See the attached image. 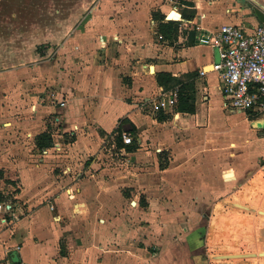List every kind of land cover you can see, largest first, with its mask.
<instances>
[{
	"label": "crops",
	"instance_id": "obj_1",
	"mask_svg": "<svg viewBox=\"0 0 264 264\" xmlns=\"http://www.w3.org/2000/svg\"><path fill=\"white\" fill-rule=\"evenodd\" d=\"M190 1L187 8H143V0L95 8L58 47L56 64L65 61L72 75L65 81L59 69V90L47 103L36 95L12 100L18 87L0 101V134L16 131L23 141L0 151V170L10 179L17 172L19 188L16 202L8 201L14 215L0 212V264H209L200 207L218 204L229 180L237 187L224 200L254 205L239 181L250 153H264L255 145L264 113L225 106L212 68L217 49L196 35L226 23L264 26V0ZM167 20L177 22L176 32H159ZM157 74L170 82L159 84ZM174 87L176 104L154 109ZM121 130L132 143L118 146L116 136L112 153L101 150L103 138ZM41 132L53 138L50 147L36 146ZM246 132L243 155L223 149L225 137L236 144ZM149 247L158 253L146 255Z\"/></svg>",
	"mask_w": 264,
	"mask_h": 264
},
{
	"label": "rangeland",
	"instance_id": "obj_2",
	"mask_svg": "<svg viewBox=\"0 0 264 264\" xmlns=\"http://www.w3.org/2000/svg\"><path fill=\"white\" fill-rule=\"evenodd\" d=\"M126 1L128 0H0V101L8 102L11 95H14V89L18 87L12 100L27 101L30 99L29 95H36L38 101L47 103L49 91L59 90L56 86L59 83V69L64 71L65 81L71 79L72 70L65 61L56 64L57 50L64 38L78 25L88 22L95 8H121ZM162 4L166 8H187V5L191 6L193 3L190 0H143L141 7L160 8ZM211 111L218 117L222 115L220 100L217 98L213 99ZM234 115H229L228 118L234 120ZM246 133L245 139L236 144L225 137L223 149L228 152L236 150L243 155L246 152L245 144L248 139L251 140L248 132ZM19 134L16 131L11 136L7 133L0 134V151L4 150L9 140L15 143L19 139L20 145H23ZM118 134L119 131H116L104 137L101 150L112 153L116 149L114 141ZM263 134V130L255 133L257 147H264V139L260 138ZM232 142L235 146L231 145ZM250 155L251 160L245 165L246 174L239 182L248 183V187L242 190L243 193L255 196L254 205L249 206L264 210V153L261 155V152L255 151ZM3 160L4 158L1 159ZM17 174L12 173L14 179H10L8 176L11 173L5 174L0 170V182L3 180L6 186L9 184V187H3V192H0L1 201L16 202L14 193L19 190L16 183L18 178L15 177ZM225 175H230V172H225ZM236 187L237 184L230 183L229 180L224 195H218V204L209 203L200 207L201 213L207 214V221L203 222L206 228L203 238L204 242L208 241V250L204 254H207L209 264H264V255L259 254L234 258L214 257L222 252L264 251V214L239 208L233 201L224 200L227 197L226 192H231ZM239 197L235 196L231 200L238 202ZM128 206L131 208L132 205ZM158 251L155 247H149L145 253L151 256V253L153 255Z\"/></svg>",
	"mask_w": 264,
	"mask_h": 264
},
{
	"label": "built area",
	"instance_id": "obj_3",
	"mask_svg": "<svg viewBox=\"0 0 264 264\" xmlns=\"http://www.w3.org/2000/svg\"><path fill=\"white\" fill-rule=\"evenodd\" d=\"M196 40L217 49L219 60L212 68L218 73L225 106L251 116L264 113V26L259 24L245 30L236 24L226 23L212 31L199 30ZM178 94V87L163 91L160 99L164 101L155 100L154 109L174 106ZM121 139L128 145L132 143L133 136L122 130ZM13 207L11 202H3L0 212L13 216Z\"/></svg>",
	"mask_w": 264,
	"mask_h": 264
},
{
	"label": "trees",
	"instance_id": "obj_4",
	"mask_svg": "<svg viewBox=\"0 0 264 264\" xmlns=\"http://www.w3.org/2000/svg\"><path fill=\"white\" fill-rule=\"evenodd\" d=\"M155 13V12H154ZM153 13L154 19H164L157 18L156 14ZM161 21V20H160ZM159 32L166 34L169 32H176L177 30V22L175 20H167L166 22H161L158 25ZM157 82L161 85H166L168 82H170V78L168 79H161L160 74H157ZM121 131H119V134L117 136V143L118 146H122V139H121ZM53 143V138L48 132H41L36 136V146L39 148L48 147L51 146ZM127 148V147H126ZM129 148V147H128Z\"/></svg>",
	"mask_w": 264,
	"mask_h": 264
},
{
	"label": "water",
	"instance_id": "obj_5",
	"mask_svg": "<svg viewBox=\"0 0 264 264\" xmlns=\"http://www.w3.org/2000/svg\"><path fill=\"white\" fill-rule=\"evenodd\" d=\"M233 204H236L237 206L239 207H242V208H245L247 210H251V211H254L255 209L251 206H248V205H245V204H241V203H238V202H233ZM258 212L264 214V211L262 210H258ZM257 254L259 255H264V251L262 252H258ZM217 257H221V258H230V257H241V256H255V253L254 252H247V253H230V254H219V255H216Z\"/></svg>",
	"mask_w": 264,
	"mask_h": 264
},
{
	"label": "bare ground",
	"instance_id": "obj_6",
	"mask_svg": "<svg viewBox=\"0 0 264 264\" xmlns=\"http://www.w3.org/2000/svg\"><path fill=\"white\" fill-rule=\"evenodd\" d=\"M169 16V18H177V14L175 13V12H170V14L168 15ZM230 200V199H229ZM240 208V207H239ZM254 208V207H253ZM255 210V212H258V210L259 209H257V208H254ZM262 211H264V210H262ZM233 253V252H232ZM245 253H247V252H245ZM255 253V256L257 255V251L256 252H254ZM220 254H227L226 252H222V253H220ZM215 255V254H214ZM213 255V256H214ZM214 257H217L216 255L214 256ZM236 257V256H235ZM232 258V257H231ZM234 258V257H233ZM246 258V257H245ZM214 259V258H213ZM218 259H220V258H218Z\"/></svg>",
	"mask_w": 264,
	"mask_h": 264
},
{
	"label": "flooded vegetation",
	"instance_id": "obj_7",
	"mask_svg": "<svg viewBox=\"0 0 264 264\" xmlns=\"http://www.w3.org/2000/svg\"><path fill=\"white\" fill-rule=\"evenodd\" d=\"M205 258V257H204ZM206 259V258H205Z\"/></svg>",
	"mask_w": 264,
	"mask_h": 264
}]
</instances>
